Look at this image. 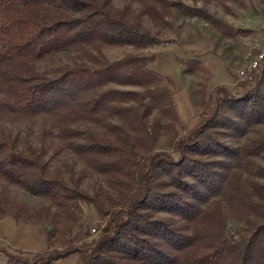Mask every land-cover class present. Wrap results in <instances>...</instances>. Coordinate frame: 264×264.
<instances>
[{
    "label": "trees",
    "instance_id": "16d2710c",
    "mask_svg": "<svg viewBox=\"0 0 264 264\" xmlns=\"http://www.w3.org/2000/svg\"><path fill=\"white\" fill-rule=\"evenodd\" d=\"M124 1L0 0V122L43 124L36 146L0 128V180L48 202L31 208L0 191V220L43 224L46 244L0 249L5 264H56L74 254L79 264H264V166L255 162L264 138L248 137L264 127V60L234 89L200 84L201 111L186 131L173 81L150 68L155 55L103 54L160 46L172 9L223 37L249 30L180 1ZM255 2L264 16V0ZM63 54L71 62L39 69ZM176 61L185 75L208 73L202 58ZM163 137L169 149H156ZM66 151L83 171L50 164ZM84 207L105 223L89 242Z\"/></svg>",
    "mask_w": 264,
    "mask_h": 264
},
{
    "label": "rangeland",
    "instance_id": "374dc122",
    "mask_svg": "<svg viewBox=\"0 0 264 264\" xmlns=\"http://www.w3.org/2000/svg\"><path fill=\"white\" fill-rule=\"evenodd\" d=\"M170 1H180L189 8L206 11L213 19H217L226 25L249 30L247 36L223 37L205 20L183 16L176 9H172V16L169 20L173 25V29L164 31L161 34L162 44L160 46L145 51H136L132 47L103 50V54L108 60H116L133 52L155 55L156 61L150 65V68L173 81L174 99L181 121L185 124L187 131L197 123L201 111L202 94L200 84L206 83V90L209 92L217 85L234 89L243 81L238 79L237 72L246 66L247 53L251 49L260 50L264 45V16L254 10V7L257 6L256 0L228 2L217 0ZM123 4H125L124 0H114V5L117 8H121ZM143 23L151 31H155L146 16L143 17ZM177 58H202L208 68V73L185 75L176 61ZM69 62H71L69 55L63 54L38 66L40 70L44 71ZM172 76H175L176 80ZM42 126L40 119L0 122L2 130L21 135L25 144L29 143L33 146L37 145L36 135ZM82 127L83 129L88 127L97 132H103V129L91 124H83ZM248 137L251 139L264 138V127H258ZM168 140L167 137L161 138L155 145L156 149H169ZM60 160V162L50 161V164L60 166L62 162H66L77 172L84 169L82 163L69 151L62 154ZM255 162L257 165L264 166V158H256ZM91 185V180L83 179L82 187L89 193L92 191ZM0 191L31 208L48 205V202L31 197L20 188L1 180ZM83 224L90 232L88 242L96 239L101 228L105 225L104 220L89 207H84ZM43 227V224L16 223L10 218L0 220V249L8 252L16 250L38 252L45 250V239L41 232ZM93 230L95 231L93 232ZM0 264H5V257L1 254ZM56 264H79V257L74 254L67 259L58 261Z\"/></svg>",
    "mask_w": 264,
    "mask_h": 264
},
{
    "label": "built area",
    "instance_id": "2783aa9c",
    "mask_svg": "<svg viewBox=\"0 0 264 264\" xmlns=\"http://www.w3.org/2000/svg\"><path fill=\"white\" fill-rule=\"evenodd\" d=\"M264 60V45L260 50L251 49L247 53L246 66L237 72L238 79L251 80L253 73L257 70L260 63ZM95 230H93L94 232Z\"/></svg>",
    "mask_w": 264,
    "mask_h": 264
},
{
    "label": "crops",
    "instance_id": "0c3cea01",
    "mask_svg": "<svg viewBox=\"0 0 264 264\" xmlns=\"http://www.w3.org/2000/svg\"><path fill=\"white\" fill-rule=\"evenodd\" d=\"M181 72V71H180ZM165 75H168V74H165ZM170 76V75H169ZM171 77V76H170ZM172 78L174 79V80H176V77L175 76H172ZM180 114H181V112H180Z\"/></svg>",
    "mask_w": 264,
    "mask_h": 264
}]
</instances>
